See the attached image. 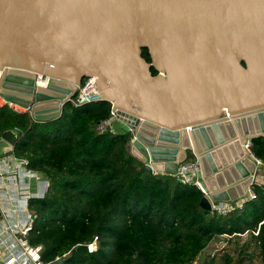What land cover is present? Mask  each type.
<instances>
[{
  "label": "water",
  "instance_id": "1",
  "mask_svg": "<svg viewBox=\"0 0 264 264\" xmlns=\"http://www.w3.org/2000/svg\"><path fill=\"white\" fill-rule=\"evenodd\" d=\"M0 70V93L36 121L94 77L147 171L197 161L205 211L254 184L244 145L264 138V0H0Z\"/></svg>",
  "mask_w": 264,
  "mask_h": 264
},
{
  "label": "trees",
  "instance_id": "2",
  "mask_svg": "<svg viewBox=\"0 0 264 264\" xmlns=\"http://www.w3.org/2000/svg\"><path fill=\"white\" fill-rule=\"evenodd\" d=\"M141 56L150 61L147 48ZM110 111L106 100L66 102L59 117L36 121L0 107V136L15 130L13 155L47 181L44 195L27 202L35 218L26 239L40 246L41 261L194 264L211 241L226 236L232 249L221 252V264H264V186L254 184L255 198L226 215L205 211L195 184L153 174L131 155L130 134L96 131ZM250 150L264 164L262 136L251 139Z\"/></svg>",
  "mask_w": 264,
  "mask_h": 264
},
{
  "label": "built area",
  "instance_id": "3",
  "mask_svg": "<svg viewBox=\"0 0 264 264\" xmlns=\"http://www.w3.org/2000/svg\"><path fill=\"white\" fill-rule=\"evenodd\" d=\"M2 77V70H0V80ZM47 82V76L36 73L35 83L36 85L44 86ZM94 77H85L80 84L77 86L75 94L68 99L74 106H80L85 103H93L101 100V94L96 88ZM8 106L18 112H26L24 108L6 100L0 93V107ZM115 111L111 109L110 115L96 125V131L98 132H117L115 127L116 121ZM1 139V136H0ZM251 142L245 143V148L248 151L249 157L256 164V174L254 176L253 183L264 186V164L261 159L255 157L250 150ZM13 149V146H11ZM16 158V157H15ZM20 161L23 166L21 174L24 180L29 179H40L41 176L38 172L28 168V161L25 158H16ZM198 170V163L195 159H188L187 161L178 165L177 172L175 174H170L176 177L182 183H192L195 184L201 191L202 188L199 182L196 180V171ZM151 173L156 174L154 170ZM2 173H0L1 175ZM258 174H260L258 176ZM253 184V185H254ZM21 186L27 187L26 181L23 185L11 184L5 188L3 191L4 197H9L10 200L13 199V195L18 193L17 191ZM253 186L248 188L247 195L245 198L237 200L235 202H211V211L217 212L222 215H226L236 208L242 207L246 200L254 199L255 193L253 191ZM20 200L22 206L17 203H12L10 200H5L0 191V197L4 198L0 202V264H46L40 259V246H32L28 243L26 235L32 229L33 220L35 215L28 211L27 202L32 196L28 192H20ZM203 194H205L203 192ZM42 197V196H41ZM257 234V232H254ZM96 248L95 242L88 245L89 250ZM59 258H56V261Z\"/></svg>",
  "mask_w": 264,
  "mask_h": 264
},
{
  "label": "crops",
  "instance_id": "4",
  "mask_svg": "<svg viewBox=\"0 0 264 264\" xmlns=\"http://www.w3.org/2000/svg\"><path fill=\"white\" fill-rule=\"evenodd\" d=\"M22 108V107H21ZM30 115V114H29ZM120 122L116 119L115 121V129L116 131H121ZM15 135V130L12 131ZM11 144L7 141L0 139V191L2 196L4 197V190L7 186L11 184L23 185L24 181L27 183V187L21 186L18 193L20 192H28L34 197H41L44 195L47 188V181L40 176V179H29L24 180L23 175L21 174V170H23V166L19 160L15 158L12 153ZM260 174H258L259 176ZM15 193L13 195V199L10 200L9 197H4L5 200H10L12 203H17L19 206H22V202L20 200V195ZM0 197V202L4 199Z\"/></svg>",
  "mask_w": 264,
  "mask_h": 264
},
{
  "label": "rangeland",
  "instance_id": "5",
  "mask_svg": "<svg viewBox=\"0 0 264 264\" xmlns=\"http://www.w3.org/2000/svg\"><path fill=\"white\" fill-rule=\"evenodd\" d=\"M246 238L247 237L242 236L241 241H244ZM232 243L233 241L226 236L216 237L210 242L208 247L202 251L194 264H221V260L219 259L221 252L230 251L232 249ZM254 263L259 264L256 261Z\"/></svg>",
  "mask_w": 264,
  "mask_h": 264
}]
</instances>
